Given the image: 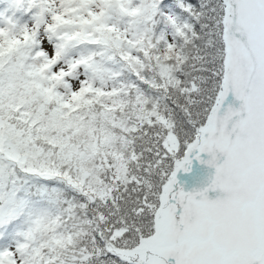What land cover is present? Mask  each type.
I'll use <instances>...</instances> for the list:
<instances>
[{
	"label": "snow or ice",
	"instance_id": "6c2138e0",
	"mask_svg": "<svg viewBox=\"0 0 264 264\" xmlns=\"http://www.w3.org/2000/svg\"><path fill=\"white\" fill-rule=\"evenodd\" d=\"M0 4V264H264V0Z\"/></svg>",
	"mask_w": 264,
	"mask_h": 264
},
{
	"label": "water",
	"instance_id": "95a60500",
	"mask_svg": "<svg viewBox=\"0 0 264 264\" xmlns=\"http://www.w3.org/2000/svg\"><path fill=\"white\" fill-rule=\"evenodd\" d=\"M191 170L187 173L181 171L177 173L178 185L185 191L199 189L210 183L214 175V168L205 165H197V161L192 158ZM167 264H175L173 259H168Z\"/></svg>",
	"mask_w": 264,
	"mask_h": 264
},
{
	"label": "rangeland",
	"instance_id": "374dc122",
	"mask_svg": "<svg viewBox=\"0 0 264 264\" xmlns=\"http://www.w3.org/2000/svg\"><path fill=\"white\" fill-rule=\"evenodd\" d=\"M169 2H172V0H169ZM45 47H48V45L47 44H45ZM235 96L230 92L229 94H228V96L226 97V99H225V104L226 105H228V104H230L235 98H234ZM229 99V100H228ZM207 155V154H206ZM208 157V156H207ZM204 158H205V155H204ZM218 195H220V193L218 192V191H215V192H213V191H211V192H209L208 193V196H209V198H211V199H215ZM170 258H173L174 259V257H169L168 259H170Z\"/></svg>",
	"mask_w": 264,
	"mask_h": 264
},
{
	"label": "trees",
	"instance_id": "16d2710c",
	"mask_svg": "<svg viewBox=\"0 0 264 264\" xmlns=\"http://www.w3.org/2000/svg\"><path fill=\"white\" fill-rule=\"evenodd\" d=\"M3 7V4H0V8H2ZM235 98V97H234ZM229 100V99H228ZM240 104H241V101H239V100H237L236 98L230 103V104H228V105H226L225 103H224V108H227L229 105H231V106H233L234 108H238L239 106H240ZM203 155H205V160H207L208 159V157H207V155L206 154H203Z\"/></svg>",
	"mask_w": 264,
	"mask_h": 264
},
{
	"label": "flooded vegetation",
	"instance_id": "af4514ba",
	"mask_svg": "<svg viewBox=\"0 0 264 264\" xmlns=\"http://www.w3.org/2000/svg\"><path fill=\"white\" fill-rule=\"evenodd\" d=\"M198 162H200V160H198ZM209 192H211V191H209ZM174 260H175V258H174Z\"/></svg>",
	"mask_w": 264,
	"mask_h": 264
}]
</instances>
